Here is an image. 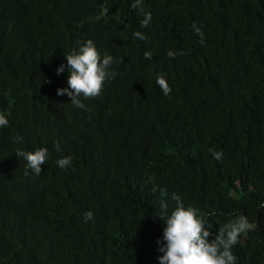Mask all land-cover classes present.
I'll return each instance as SVG.
<instances>
[{
    "label": "trees",
    "instance_id": "trees-1",
    "mask_svg": "<svg viewBox=\"0 0 264 264\" xmlns=\"http://www.w3.org/2000/svg\"><path fill=\"white\" fill-rule=\"evenodd\" d=\"M132 3L0 0V264H159L172 193L209 240L246 220L234 264H264V0ZM88 39L115 76L85 110L56 90L65 56ZM39 147L41 173L25 175L15 153Z\"/></svg>",
    "mask_w": 264,
    "mask_h": 264
},
{
    "label": "clouds",
    "instance_id": "clouds-1",
    "mask_svg": "<svg viewBox=\"0 0 264 264\" xmlns=\"http://www.w3.org/2000/svg\"><path fill=\"white\" fill-rule=\"evenodd\" d=\"M142 0H133L132 7L139 8ZM151 20V14L144 12L141 20L142 26H147ZM194 34L199 37V42L204 43L205 34L200 26L195 22L192 24ZM133 36L144 39L141 32H134ZM167 55L175 58L176 52L169 51ZM146 58H150V53H145ZM67 67V87L57 88V95H67L71 104L79 109H85L83 99L95 97L99 94L104 82L115 76L111 65L114 62L112 55L103 57L97 51L95 43L91 40L78 42L69 54L65 56ZM65 71L62 63L55 69L57 75ZM164 95H167L169 87L166 75L158 73L155 79ZM9 120L7 115L0 113V128H6ZM19 159L25 163V175L31 173L39 175L41 165L45 163L48 149L39 147L33 151H19L15 153ZM213 159L219 161L223 156L222 150H212ZM56 164L61 169L67 168L71 164V156H62L57 159ZM157 189L154 187L153 191ZM161 195L165 194V189H159ZM171 200L175 202L174 207L169 212L167 200L160 201V208L164 210L162 215H158L163 220L162 236L157 239L159 264H234L235 257L232 253V246L236 244L239 232L247 226V221L241 219L231 230L221 228L214 238L209 240L213 234L206 226V220L192 206H186L181 197L172 193ZM264 207V204L261 205ZM93 213L88 211L84 215V222L91 220Z\"/></svg>",
    "mask_w": 264,
    "mask_h": 264
}]
</instances>
